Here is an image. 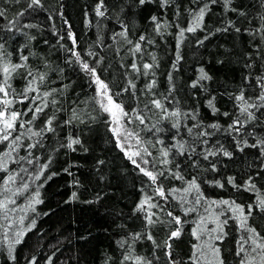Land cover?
<instances>
[{"label":"trees","instance_id":"1","mask_svg":"<svg viewBox=\"0 0 264 264\" xmlns=\"http://www.w3.org/2000/svg\"><path fill=\"white\" fill-rule=\"evenodd\" d=\"M206 2L209 3V10L202 30L185 32L181 38L176 25L187 28L192 13ZM29 3L30 0H20L19 3L0 0V10L5 13L0 18V25L16 19L19 20L17 28L34 25L12 33L0 31V43L5 44L13 62H19L18 50H22L29 57L28 64L35 72L47 74L46 81L40 86L41 92L59 89L54 93L58 103L46 109L48 115L55 112L58 121L62 122L71 116V109L75 108L80 119L73 125L57 128L55 134H45L44 146L30 150L29 158L36 163L9 162L10 171L28 169L11 187L16 188L23 183H28L30 187L14 197L16 204L10 207H14L15 211L10 214L9 220H4L0 215V224L16 221L11 229H0V264H29L33 259L36 264H48L49 260L51 264H120L125 253L118 242L127 238L131 243L133 234L145 231L143 213L135 211L145 196L154 197L153 202L158 201L164 208V212L149 209L157 212L161 221L168 219L166 212L169 210L183 216L177 199L170 197L166 203L155 196L154 186L149 179L117 146L116 137L111 131V117L96 102L100 97L97 96L94 78L82 70L67 49L78 51L84 61L96 67L116 102L122 103L126 111L131 112L135 108L144 115V124L123 121L129 131L139 134L143 144H137L134 138L125 139L122 136L121 140L129 154L148 148L152 156L145 155V159L150 163L142 166L152 170L155 165L166 172L167 178H161L166 191L182 189L187 186L185 181L196 177L204 196L210 199H234L247 206L255 205L258 197L264 198V152L259 144L264 140V109H251L255 119L249 120L246 115H241L239 102L234 99V95L241 90L246 97L253 98L260 92L256 77L264 76V40L249 35L245 29L255 30L264 23L260 20L264 14V0H232L230 7L245 12L247 18L228 10L222 0H217L215 4H211L210 0H174L166 8L160 6L159 0L143 6L139 5L138 0H105L108 11L104 18L95 15L98 0H41L42 7L34 10L27 7ZM177 10L179 15H176ZM20 13L23 15H18ZM152 15L160 17L161 21L171 22L172 26L162 28V35L157 34L150 21ZM230 22L240 27L241 32L237 33L232 28L227 32L217 31L227 27ZM121 23L127 25L129 39L136 41L143 34L153 41L151 44L144 43L142 58L141 54L133 56L130 51L132 45L117 35L122 31ZM69 32L74 34L76 45L69 39ZM206 35L208 39H204ZM198 40H204V43L198 45ZM255 45H259L258 51ZM89 52L94 55L89 56ZM153 54L155 63L159 65L154 68V77L132 71L134 61L140 65L153 63ZM178 54L182 59L177 63ZM250 62L252 66L247 67ZM201 68L211 79L201 81V86L193 88L191 85L199 79ZM170 74L171 81L168 79ZM151 79L156 80L157 86L153 89L155 98L164 101L169 110L178 108L181 116L164 119L165 114L150 104L154 97L145 86ZM129 80L136 84L132 90L135 98L132 92H122L123 88L128 87ZM25 84L22 75L12 80V86L18 93ZM172 85L174 90L169 95ZM165 97L167 100H164ZM209 99H213L218 111L213 112L208 106ZM145 105L148 107L145 108ZM17 107L23 109L27 105L17 104ZM237 118L242 125L239 132L229 128ZM41 123L38 120L33 130L38 129ZM174 123L179 127H173ZM212 124L219 127L211 128ZM204 131L210 135H198ZM70 136L79 137L82 141V145L75 146L76 151L60 147L68 142ZM36 139L33 138L32 142ZM160 140L163 144L158 142ZM245 141L247 145L257 144V147L245 146ZM28 142L24 141L25 144ZM181 143L184 145L183 154L179 152ZM240 147L244 150L240 151ZM162 148L171 149L168 157L171 163L167 166L158 163L162 159ZM221 149L231 152L232 157L218 154L209 156L208 160L203 158L207 152L219 153ZM3 150L4 146L0 145V152ZM13 155L28 156V151L20 148ZM135 159L139 162V158ZM49 160L48 169L36 180L34 172H40V166ZM213 164L216 171L210 170ZM169 170L183 175L185 181L172 178ZM51 173L56 175L45 180ZM5 175L0 172V180ZM249 176L254 178L256 191H237L227 184L228 177H235L239 184ZM217 180L225 184L223 189L204 182ZM35 191H39L42 203H32V208H35L33 212L28 205ZM74 192L78 197L75 200L72 199ZM193 196L195 192L189 200ZM200 214H203L202 208L198 213L185 217L187 223L183 226V235L171 242L178 264H190L189 257L193 253V245L197 243L191 236V229ZM20 216L25 217L24 224L19 223ZM30 219H35L36 225L28 231ZM249 222L264 236V213L254 212ZM237 223L229 220L226 229L228 236L221 245L226 264H237L239 259L235 256L237 240L241 235ZM171 228L165 223H158L148 231L157 243L163 245ZM18 230L26 234L23 242L15 245V232ZM10 243L13 244L11 250L8 247ZM134 247L136 254L149 258L153 255L152 243L144 238L137 241ZM155 254L160 257L158 264H165L166 257L162 250L157 249Z\"/></svg>","mask_w":264,"mask_h":264},{"label":"snow or ice","instance_id":"2","mask_svg":"<svg viewBox=\"0 0 264 264\" xmlns=\"http://www.w3.org/2000/svg\"><path fill=\"white\" fill-rule=\"evenodd\" d=\"M15 2L19 3L20 0H15ZM156 2L157 0H138L139 5L141 6ZM173 2L174 0H159L160 6L162 8L170 6ZM210 3L215 4L217 3V0H210ZM222 3L228 8V10L237 12L238 16L247 18V14L245 12L239 11L234 7H230L232 0H222ZM27 7L33 10L35 8L42 7L41 0H30V3ZM208 10L209 3L206 2L198 9V11L192 13V20L187 28H181L177 24L176 27L178 29L179 36L183 38L185 32L194 33L198 29L202 30L203 21ZM94 11L97 17L104 18L108 11L107 6L105 5V0H98ZM18 15L22 16L23 13ZM176 15H179L178 10ZM4 16V11L0 10V18H3ZM260 20L264 21V14L260 16ZM150 21L154 25V31L161 35L162 28L172 26L171 22L161 21L160 17L156 15H152L150 17ZM248 22L251 23V21ZM18 24V19L8 21L6 25H0V31L6 30L7 32L12 33L22 30L23 27L31 28L34 26L27 24L17 28L16 26ZM121 28L122 31L117 35L123 37L126 43L132 45L130 51L133 53V56L141 54L142 58L144 52V43L151 44L153 41L148 40L143 34H141L136 41H133L128 38L127 25L121 23ZM229 28H232L237 33L241 32V28L237 27L234 22H230L227 27L223 29H217V31L227 32ZM245 31L249 35L259 36L261 40H264V23H261L260 27L255 30L248 28L245 29ZM69 39L72 40L73 45H76L75 36L71 32H69ZM204 39H208V36L206 35ZM203 43L204 40L197 41L198 45H202ZM255 48L258 51L259 45H255ZM67 51H69L71 55L75 57L82 70L94 78V82L98 86L97 96L100 97V99H98L96 102L103 112L109 114L112 123L117 125V127L111 128V131L116 137L117 146L120 147L122 151H125L128 159L133 165H135L137 169H139V172L149 179L151 185L154 186L153 191L155 196H158L166 203L169 201L170 197L175 198L183 210V216L175 215L173 211L169 210L166 212L168 219L166 221H161L157 212L149 211V209H158L160 212H164V208L161 207L158 201L153 202L155 199L154 197L145 196L143 200L139 201L135 211L143 213L145 231L133 234L131 243L127 238L118 242L120 247L124 249L125 253L121 258L120 264H154V262L158 264L160 257L155 254L157 249H161L163 256L166 257L165 264H178V261H176L173 256V245L171 242L180 239L183 235V226L187 223L185 217H188L193 213H198L199 209L201 208L203 209V214L198 215L197 219L193 222L194 226L191 229V236L197 241V243L193 245V253L189 257L190 264H226V258L222 252L221 245L228 236L226 229L229 225V220L238 222L237 229L241 233L237 240V250L235 252V256L239 258L237 264H264V236H262L260 232L257 231V228L249 222L251 219H253L254 212L264 213V198L258 197L255 205L248 204L247 206L237 203L234 199H210L204 196L201 190V184L197 182L196 177H193L189 181H185V177L183 175L179 174L178 172H171L170 170L168 174H170L172 178L185 181L187 186L182 189L172 188L166 191L161 181L162 177L167 178L166 172L160 168H157L155 165L152 170L142 166L148 165L150 163L148 159H145V155L149 157L152 156V153L148 150V148L144 147L142 150H137L129 154L125 149L124 142L121 140V137L123 136L125 139L134 138L137 144H143L139 134L129 131L122 121H127V123L139 121L140 124H144V115L141 114L140 110L135 108L131 112L126 111L122 103L116 102L113 94L111 93L109 85L100 78L96 67L91 66L88 62L84 61L78 51H75L74 49H67ZM88 55L93 56L94 54L89 52ZM10 57L11 54L7 52L5 44L0 43V145L4 146V150L0 152V172L6 174L5 177L0 180V215L3 216L4 220H9L10 214L15 211L14 207H10V205L16 204L14 197L23 194V192L29 190L30 187L28 183H23L22 186H18L16 188L11 187V185L17 183L18 177L21 176V173L28 172V169L20 168L18 171H10L9 162L19 163L20 161H26L28 164L36 163V161L29 158L31 157L30 150L44 146L43 136L47 133L55 134L57 128L63 125H73L76 120L80 119L75 108L71 109V116L62 122L58 121L55 112L52 115H48L46 113V109L49 107H55L58 103V101L54 98V93L58 92L59 89H51L43 92L40 91V86L46 81L47 74L35 72L28 64L29 57L24 55L22 50H18L19 62H13ZM151 58L153 63L144 62L142 65H140L134 61L131 64L132 71L138 75L142 74L144 76H148L151 74L154 77V68L159 67V65L158 63H155L156 57L154 54ZM181 59L182 56L178 54L176 57L177 63ZM249 59L251 58L249 57ZM97 63H99V60H97ZM246 66L251 67V62ZM173 68H176V64L173 65ZM199 71V79L193 82L191 85L193 88L201 86V81H207L211 79V77L204 71L203 68H201ZM21 75L26 81V84L24 89L18 93L12 86V80L16 76ZM168 79L169 81L172 80L171 74L169 75ZM246 79L248 78L246 77ZM256 84L260 88V92L255 96V98L251 96L246 97L243 90H241L238 95H234V99L239 102V111L241 115H246V118L249 120L255 119V114L253 111H251V109H255L257 111L264 109V76L256 77ZM156 86L155 79L149 80L145 86L147 91L152 93L154 97L150 101V104L155 109L165 114L163 117L164 119L181 116L182 113L178 108L169 110L166 107L164 101L155 98L153 89ZM135 88L136 84L129 80L128 87L123 88L122 92H132V90ZM173 90L174 85H172L169 95H171V91ZM132 94L135 98L134 92H132ZM115 95H119V93H116ZM50 97L53 98L49 99ZM164 100H167V97H165ZM17 104L27 105V107L21 109L17 107ZM208 106L213 110V112L218 111V109L215 108L213 99L208 100ZM147 107L148 106L145 105V108ZM223 115H227V113H224ZM38 120L42 122L41 126L38 129L33 130L36 128V122ZM81 123H83L82 120ZM194 126L199 127V125ZM241 126V121L239 118H237L231 125H229V128L239 132ZM173 127L178 128L179 125L174 123ZM210 127L216 129L219 126L217 124H212ZM121 128L124 129L123 133L120 131ZM157 131H160V129H157ZM188 131L191 132L192 129H188ZM198 135L208 136L210 134L204 131ZM33 138H37L35 142H32ZM25 140H28L29 142L25 144ZM67 140L68 142L66 144H61L60 147H66L67 149L76 151L75 146L82 145V141L79 139V137L70 136L67 138ZM158 142L163 144L162 140ZM243 143L248 147H257V144L247 145L246 141ZM259 144L262 146V152H264V140L260 141ZM20 148H25V150L28 151V156H14L13 154L18 153ZM239 150L243 151L244 149L243 147H240ZM179 152L180 154H183L184 152V145L182 143L179 145ZM170 153L171 149L169 148L160 149V155L162 159L159 160V165L167 166L171 163V161L168 159ZM218 154H222L224 157L228 158L232 157L231 152L221 149L219 153L209 151L203 156V158L208 160L209 156H215ZM135 158H139V162ZM50 163L51 161L49 160L48 163L40 166V172H34V178L36 180L41 178L43 171L48 169ZM99 163H103V161H100ZM193 163L195 165V162ZM210 170H217L215 164L211 166ZM65 171H67V169H65ZM54 175H56V173H51L49 176L45 177V180L51 179V177ZM204 182L210 183L213 186L222 189L225 187V184L221 183L219 180ZM227 184L232 186L237 191H240L241 189L246 191H256V184L254 183L253 176H249L246 181L239 184L236 182L235 177H228ZM193 192H195V196L189 200V197ZM39 196V191H35V195L28 205V207L31 208L33 212H35V208H32V203H42V201L39 199ZM77 198V194L75 192L72 193V199L75 200ZM92 202L93 201H86V203ZM23 210L24 209H22V211ZM24 221L25 217L20 216L19 223L24 224ZM14 223H16L15 220L7 225L0 224V229H11ZM158 223H165L170 228L172 225H175V227L171 228V230L167 233V238L164 240L163 245L157 243L154 236L150 231H148V229L155 227ZM209 224L213 226L208 227ZM29 225L31 227L27 229L28 231H30L32 227H35L36 220L30 219ZM25 234L26 232L23 230L16 231L14 244H21ZM5 235H7V232H5ZM142 238L152 243L153 255L151 258L135 253L134 245ZM8 247L11 250L13 248V244L10 243ZM9 255L11 256V251L9 252ZM11 258L15 260L14 256ZM29 264H36L35 259L31 260ZM48 264H51V260L48 261Z\"/></svg>","mask_w":264,"mask_h":264},{"label":"rangeland","instance_id":"3","mask_svg":"<svg viewBox=\"0 0 264 264\" xmlns=\"http://www.w3.org/2000/svg\"><path fill=\"white\" fill-rule=\"evenodd\" d=\"M98 87V86H97ZM122 123L124 124V122L122 121ZM113 127H117V125L113 124ZM120 131L123 133L124 129L121 128Z\"/></svg>","mask_w":264,"mask_h":264}]
</instances>
